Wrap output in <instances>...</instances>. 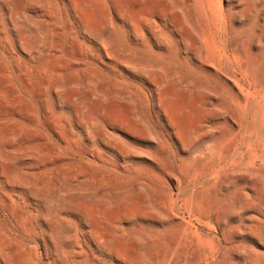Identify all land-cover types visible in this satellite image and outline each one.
<instances>
[{
    "label": "rangeland",
    "instance_id": "rangeland-1",
    "mask_svg": "<svg viewBox=\"0 0 264 264\" xmlns=\"http://www.w3.org/2000/svg\"><path fill=\"white\" fill-rule=\"evenodd\" d=\"M262 121L264 0H0V264H264Z\"/></svg>",
    "mask_w": 264,
    "mask_h": 264
},
{
    "label": "bare ground",
    "instance_id": "bare-ground-1",
    "mask_svg": "<svg viewBox=\"0 0 264 264\" xmlns=\"http://www.w3.org/2000/svg\"><path fill=\"white\" fill-rule=\"evenodd\" d=\"M193 19H195V18H193ZM235 42H238V41H235ZM237 44L233 43V48H232V52L233 53H235L237 50L239 51V49H240V46L239 45L237 46ZM221 46H223V45H221ZM223 52H224V50H223ZM198 57L199 56H196V59H197V62H198L197 64H203ZM222 57L225 59L224 61H225L226 64H229L231 62V57L230 56H228L226 54H222L221 58ZM244 65L245 64H243V66H240V68H241V70L243 72L245 71V66ZM211 66L213 67V70L212 69L211 70H206L205 72L207 73V75L211 79H213L214 81L215 80L217 81L218 87L223 92V94H217L218 92L216 93L217 94L216 98H215V100L213 102H211V108L208 111V114L210 115V117H212V120L210 121L208 127L214 133L213 136H212V142L213 143L211 142V144H213L214 148H216V149H220L221 148V149L228 150L233 142H234V144H235V142H237V141H234V140L236 139L237 136H239L238 119L240 118L241 115H243L240 112L241 111L244 112V111L249 109L248 108V103L249 102H248L247 96L242 92V90H241V92H240V90L239 91L236 90V87L238 88V86L235 85V84L240 82V80L235 78L234 74H232L230 72V69L227 68L228 70L225 69L226 71L224 70V71H222L220 73L215 66H213V65H211ZM233 85L236 86V87L234 88ZM208 90L209 91H214L213 89H211V90L208 89ZM253 111L255 112V110H253ZM260 115H261V113H260ZM262 115H263V113H262ZM260 118L261 117L259 116V119ZM253 119H254V117H253ZM261 119H263V118H261ZM262 122L264 123V121H262ZM258 123H259V121H258ZM263 123H261V124H263ZM261 124H259V126H261ZM263 126H264V124H263ZM257 129H258V131H260V128H257ZM257 137L258 138L259 137H261V138L263 137V139H264V131L261 132ZM231 147H233V146H231ZM241 147H240V150L242 151ZM212 149L213 148H211V152H212ZM234 150H236V149H234ZM219 151H221V150H219ZM213 152H215V151H213ZM242 153H245V152L242 151ZM216 155H219V154H216ZM246 163H248V162L246 161ZM154 171H155L154 169L149 168V172L150 173H153ZM209 188H211V187H209Z\"/></svg>",
    "mask_w": 264,
    "mask_h": 264
}]
</instances>
